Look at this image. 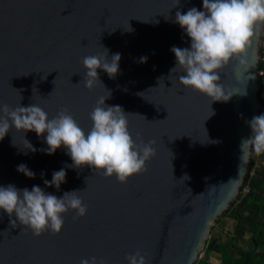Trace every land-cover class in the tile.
I'll return each mask as SVG.
<instances>
[{
    "label": "water",
    "instance_id": "1",
    "mask_svg": "<svg viewBox=\"0 0 264 264\" xmlns=\"http://www.w3.org/2000/svg\"><path fill=\"white\" fill-rule=\"evenodd\" d=\"M192 7L203 11V0H0V104H36L49 118L68 108L87 132L97 100L111 91L105 103L129 112L137 143L156 141L148 171L120 183L89 166L67 167L73 162L63 146L52 155L39 151L48 147L47 133L13 127L0 140V186L38 185L59 197L81 190L88 212L75 218L69 210L59 234L35 236L0 209V264H80L93 256L129 264L127 255L137 250L148 254L149 264L198 258L211 225L246 181L254 151L241 143L252 135L245 121L261 114L264 28L254 31L243 64L232 59L219 70L225 93L235 94L212 102L179 81L186 73L170 71L177 64L171 48L191 45L175 14ZM103 47L109 60L121 54L119 72L110 78L98 69L101 82L89 90L82 58L104 53ZM27 140L38 151L29 150ZM22 163L35 178L17 171ZM62 168L67 176L59 189L44 184ZM185 174L190 179L180 180Z\"/></svg>",
    "mask_w": 264,
    "mask_h": 264
},
{
    "label": "clouds",
    "instance_id": "2",
    "mask_svg": "<svg viewBox=\"0 0 264 264\" xmlns=\"http://www.w3.org/2000/svg\"><path fill=\"white\" fill-rule=\"evenodd\" d=\"M203 8V11L192 7L186 13L176 12L175 23L191 38V45L185 48H171L177 64L170 71L186 73L179 76V81L205 94L212 102L228 101L235 93H225L220 83L219 70L232 59L244 63V54L251 44L254 31L264 28V0H203ZM165 18L168 19V16ZM131 30L130 26L128 31ZM104 49V53L82 58V65L86 69L83 83L89 90L98 81L101 82L98 69H103L110 78H115L119 72L121 54L115 53L109 60V50ZM147 59L146 56L141 57L140 62L146 63ZM111 95L110 91L108 96H101L97 100L89 114L92 126L87 132L68 108L62 109L54 118H49V114L36 104L27 107L19 105L15 108L0 104V140H3L13 127L17 131H34L38 136L47 133L45 141L48 147L39 151L52 155L63 146L73 162L67 167L80 169L82 166H89L102 170L100 174L105 177L115 174L118 182L127 183L133 175L148 171L147 162L156 156V141L145 143L141 140L137 143L139 134L137 133L136 139L133 138L127 118L129 112H125L120 105L105 103ZM21 98L23 99L22 96ZM213 114L212 110L211 115ZM241 116L243 117V114ZM245 122L251 127L252 135L243 139L241 146H250L256 155L264 153V114L256 115ZM28 146L32 152L38 151L30 141ZM17 171L29 178L36 176V173L23 163L17 166ZM66 176L67 172L62 168L54 171L52 179H45L44 184L48 187L54 185L59 189L61 184L66 182ZM188 179L190 177L185 174L180 180ZM80 192L81 190L66 191L59 197L46 192L38 185L29 190L9 184L0 186V209L9 217L14 215L18 218L19 223L25 226L23 230L30 229L35 236L49 230L53 234H59L65 223L64 214L69 210L76 212L75 218L87 214L88 205L79 195ZM12 225H17V219L11 220ZM126 259L129 264H149L148 254H142L139 250L135 254H128ZM80 264L106 262L102 259L98 261L97 257L93 256L91 259H82Z\"/></svg>",
    "mask_w": 264,
    "mask_h": 264
},
{
    "label": "trees",
    "instance_id": "3",
    "mask_svg": "<svg viewBox=\"0 0 264 264\" xmlns=\"http://www.w3.org/2000/svg\"><path fill=\"white\" fill-rule=\"evenodd\" d=\"M264 48L261 50V55ZM260 101L264 94V58L260 60ZM248 186L247 193L243 188ZM238 199L215 220L228 217L233 221L232 229L223 240L211 235L205 242L202 257L193 264H264V153L251 158L245 184ZM218 254L217 263L209 260L211 253Z\"/></svg>",
    "mask_w": 264,
    "mask_h": 264
},
{
    "label": "rangeland",
    "instance_id": "4",
    "mask_svg": "<svg viewBox=\"0 0 264 264\" xmlns=\"http://www.w3.org/2000/svg\"><path fill=\"white\" fill-rule=\"evenodd\" d=\"M262 46H261V48H262ZM232 224H233V221L230 218H228L227 216L222 218L217 223L213 222V224L211 225L210 236L212 234L213 235H217V236L221 237L224 240L226 238L225 236L227 235V233H229L231 231ZM209 260H210L211 263H217L218 254L215 253V252L211 253L210 257H209Z\"/></svg>",
    "mask_w": 264,
    "mask_h": 264
},
{
    "label": "built area",
    "instance_id": "5",
    "mask_svg": "<svg viewBox=\"0 0 264 264\" xmlns=\"http://www.w3.org/2000/svg\"><path fill=\"white\" fill-rule=\"evenodd\" d=\"M263 46H262V49L264 48V42H263V44H262ZM261 49V50H262ZM264 58V53L261 55V59H263ZM260 75H263V71H259V76ZM261 97L263 98V103H261V114H264V94H261ZM255 155V153H253V156ZM247 191H248V186H245L244 188H243V193H247ZM202 254H203V252L201 251L200 253H199V255H198V258H200V257H202Z\"/></svg>",
    "mask_w": 264,
    "mask_h": 264
}]
</instances>
